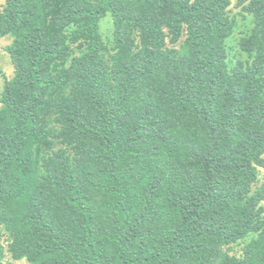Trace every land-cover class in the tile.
Listing matches in <instances>:
<instances>
[{"label":"trees","instance_id":"16d2710c","mask_svg":"<svg viewBox=\"0 0 264 264\" xmlns=\"http://www.w3.org/2000/svg\"><path fill=\"white\" fill-rule=\"evenodd\" d=\"M229 6L6 0L15 76L0 99V225L13 258L264 264V0H238L254 26L235 63ZM251 234L243 258L225 254Z\"/></svg>","mask_w":264,"mask_h":264},{"label":"rangeland","instance_id":"374dc122","mask_svg":"<svg viewBox=\"0 0 264 264\" xmlns=\"http://www.w3.org/2000/svg\"><path fill=\"white\" fill-rule=\"evenodd\" d=\"M6 6V0H0V13L4 10ZM227 15L229 18L235 23V29L227 41H226V49L229 53V61L235 63L240 58H246V56L241 55L239 49V39L244 36H247L253 24V17L246 13L242 6H238V0H230V6L227 9ZM101 34L108 45V47H112V38L114 35V21L111 15L105 17L101 23ZM187 35L181 39V41L177 44V48L181 46V44L185 41ZM15 38L11 35L0 37V99L2 98L1 92L4 90V84L6 80H12L15 76V67L12 62V58L9 52V48L13 46ZM168 41V40H167ZM137 44L140 47L141 41L140 38L137 37ZM81 42L76 44H72L71 51L72 54L75 55L79 53L82 48ZM173 45L168 42V47H172ZM70 61H68L69 65ZM2 103L0 102V110L2 109ZM58 146H55L56 148ZM49 151V149H48ZM47 151V152H48ZM257 168V176L258 182L254 185V191L264 185V168L256 167ZM260 208L264 209V201L260 204ZM262 218L264 219V211L262 212ZM257 238V234H251L247 238L239 240L236 243L227 245L224 247L225 254L229 256H234L237 258L244 257V247L253 239ZM0 243L4 247V255L0 260V264H30L26 258L16 260L13 258V255L9 251L10 245V236L8 231L5 229L4 226L0 225Z\"/></svg>","mask_w":264,"mask_h":264}]
</instances>
